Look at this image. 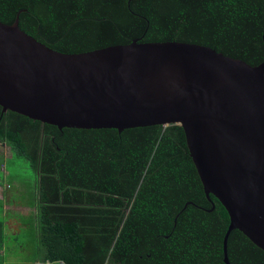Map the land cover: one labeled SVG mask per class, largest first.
Wrapping results in <instances>:
<instances>
[{
  "label": "trees",
  "instance_id": "1",
  "mask_svg": "<svg viewBox=\"0 0 264 264\" xmlns=\"http://www.w3.org/2000/svg\"><path fill=\"white\" fill-rule=\"evenodd\" d=\"M21 10L19 28L64 54L141 38L264 61V0H0V22L11 25ZM3 148L0 166L31 169L32 263L224 264L228 216L206 199L181 127L58 130L0 107ZM4 232L0 219L1 247ZM227 255L230 264H264L236 230Z\"/></svg>",
  "mask_w": 264,
  "mask_h": 264
},
{
  "label": "water",
  "instance_id": "2",
  "mask_svg": "<svg viewBox=\"0 0 264 264\" xmlns=\"http://www.w3.org/2000/svg\"><path fill=\"white\" fill-rule=\"evenodd\" d=\"M22 12L0 22L3 113L58 130L181 127L206 198L228 216L223 263L235 230L264 252V61L251 66L206 46L141 38L64 54L23 32Z\"/></svg>",
  "mask_w": 264,
  "mask_h": 264
},
{
  "label": "rangeland",
  "instance_id": "3",
  "mask_svg": "<svg viewBox=\"0 0 264 264\" xmlns=\"http://www.w3.org/2000/svg\"><path fill=\"white\" fill-rule=\"evenodd\" d=\"M0 152L8 156L7 148ZM30 170L28 165L25 169L22 165L11 167L8 160H4L0 166V195L5 196L4 200H0L3 201L0 203V219L5 222V243L1 247L0 264H29V259L34 255L32 245L28 243L29 238L34 236L37 223L35 212L30 206L34 191ZM5 206L10 208L5 210ZM8 220H16L22 225L21 228L17 226L13 229V224L7 228ZM18 230L19 233L13 235Z\"/></svg>",
  "mask_w": 264,
  "mask_h": 264
},
{
  "label": "crops",
  "instance_id": "4",
  "mask_svg": "<svg viewBox=\"0 0 264 264\" xmlns=\"http://www.w3.org/2000/svg\"><path fill=\"white\" fill-rule=\"evenodd\" d=\"M7 188V187H6ZM1 192H3V191H1ZM1 196V195H0ZM4 197V196H3ZM2 196L0 197V200H4V198H3ZM10 207L9 206H5L4 207V209L5 210H8ZM10 224H13V229H15L17 226L19 227V228H21V224L19 223V222H17L16 220H8V222L6 223V225H7V228H9V225ZM19 233V230L18 231H16L15 233H13V235H16V234H18ZM1 246H0V253L2 252L1 251ZM32 262H30L29 264H31ZM32 264H43V263H40V262H35V263H32ZM47 264V263H46Z\"/></svg>",
  "mask_w": 264,
  "mask_h": 264
},
{
  "label": "flooded vegetation",
  "instance_id": "5",
  "mask_svg": "<svg viewBox=\"0 0 264 264\" xmlns=\"http://www.w3.org/2000/svg\"><path fill=\"white\" fill-rule=\"evenodd\" d=\"M169 127V126H168ZM166 128V127H165ZM206 197V196H205ZM207 199V198H206ZM208 200V199H207ZM208 201H210V196H209V200ZM188 203V202H187ZM213 208V207H212ZM126 256V255H125Z\"/></svg>",
  "mask_w": 264,
  "mask_h": 264
}]
</instances>
